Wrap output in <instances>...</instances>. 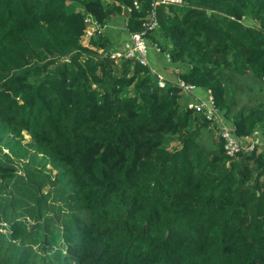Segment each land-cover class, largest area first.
Listing matches in <instances>:
<instances>
[{
    "label": "trees",
    "instance_id": "trees-1",
    "mask_svg": "<svg viewBox=\"0 0 264 264\" xmlns=\"http://www.w3.org/2000/svg\"><path fill=\"white\" fill-rule=\"evenodd\" d=\"M156 1L0 0V264H264V151L230 157L105 31L154 10L177 76L264 137V0Z\"/></svg>",
    "mask_w": 264,
    "mask_h": 264
},
{
    "label": "built area",
    "instance_id": "built-area-1",
    "mask_svg": "<svg viewBox=\"0 0 264 264\" xmlns=\"http://www.w3.org/2000/svg\"><path fill=\"white\" fill-rule=\"evenodd\" d=\"M164 3H181L182 0H157L155 2ZM136 7H139V3L136 2ZM88 24L86 35L84 40L87 41L97 33L104 31L106 26L101 27L98 21L92 16L86 17ZM159 27V22L156 16V12L153 10L149 21L145 23V28L141 31L131 32L130 37L124 40L119 45L109 51V55L116 60H132L134 63H140L144 66H150L149 51L151 48L155 49L157 53L162 52V49L156 43H149L148 32L156 31ZM166 61L170 62L172 56L169 52H165ZM154 72L156 70L152 68ZM160 79H163L160 77ZM178 85L184 90L191 99L187 105L204 113L216 126L218 135L224 140V148L226 153L230 157H236L239 151H253L257 146L260 151H264V143L261 135L256 131L250 136H238L236 134L235 127L229 122L222 111L216 106L214 96L211 90H203L199 92V88L192 83H186L182 79L177 80ZM163 86L164 81H160Z\"/></svg>",
    "mask_w": 264,
    "mask_h": 264
},
{
    "label": "rangeland",
    "instance_id": "rangeland-1",
    "mask_svg": "<svg viewBox=\"0 0 264 264\" xmlns=\"http://www.w3.org/2000/svg\"><path fill=\"white\" fill-rule=\"evenodd\" d=\"M105 31L110 36L111 45H117V44H119L120 41L123 38H126L127 37V34H128L124 17L123 16H119L118 18H116L115 20H113L110 23V25H108V27L105 29ZM155 54L156 53H154V50L151 49L150 55H149V60H150V66L151 67H154L157 70L155 73H157L160 76V74H164L165 71L169 70V73L172 72L171 75H173V76L176 77L177 74H178V70L175 67L176 64L175 63H172V62H167L166 59H165V54L164 53H158L159 54V56H158L159 58L157 59V61L159 63H156L155 62V59H154V55ZM165 67H166L167 70L165 69ZM189 100H190V97L184 96V97H182L180 99V103H182L181 105H183L184 107H186ZM257 132L263 138L262 141L264 143V137L262 136L260 130L257 131ZM26 137L29 139L30 136L29 135H26Z\"/></svg>",
    "mask_w": 264,
    "mask_h": 264
},
{
    "label": "crops",
    "instance_id": "crops-1",
    "mask_svg": "<svg viewBox=\"0 0 264 264\" xmlns=\"http://www.w3.org/2000/svg\"><path fill=\"white\" fill-rule=\"evenodd\" d=\"M154 59H155V57H154ZM155 62H156V60H155ZM171 73L172 72L160 74V77H162L163 79H166V80H171V81H175L176 82L179 79V77L178 76L175 77V76L171 75Z\"/></svg>",
    "mask_w": 264,
    "mask_h": 264
}]
</instances>
